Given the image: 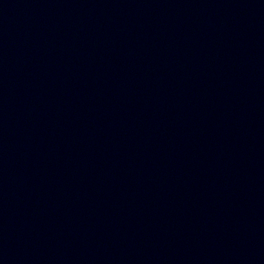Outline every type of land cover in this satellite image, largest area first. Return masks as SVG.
I'll return each instance as SVG.
<instances>
[{
    "label": "water",
    "instance_id": "1",
    "mask_svg": "<svg viewBox=\"0 0 264 264\" xmlns=\"http://www.w3.org/2000/svg\"><path fill=\"white\" fill-rule=\"evenodd\" d=\"M0 79L150 131L264 148V0H0Z\"/></svg>",
    "mask_w": 264,
    "mask_h": 264
}]
</instances>
